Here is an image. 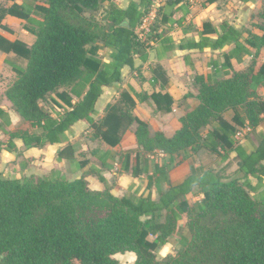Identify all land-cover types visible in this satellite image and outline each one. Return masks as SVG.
Here are the masks:
<instances>
[{"label":"trees","instance_id":"trees-1","mask_svg":"<svg viewBox=\"0 0 264 264\" xmlns=\"http://www.w3.org/2000/svg\"><path fill=\"white\" fill-rule=\"evenodd\" d=\"M104 1L109 0H43L35 5L32 16L20 5L9 8L26 20L35 40L28 44L1 39L6 45L0 46L3 50L26 61L12 66L15 78L6 90L23 120L7 133V148L14 150L15 137L26 147L57 142L79 119L88 121L103 141L115 146L121 124L125 122L123 131L136 120L137 162L140 154L156 150L180 155L207 146L222 160L235 151L238 168L229 176L190 162L189 174L180 183L168 182L158 200L147 194L115 196L108 187L94 190L84 177L17 179L0 173V264H117L113 256L126 251L135 253L134 264H264V198L250 195L264 178V134L250 152L234 140L236 126L246 122L254 126L264 118V99L257 90L264 87V63L254 71L252 59L244 70L215 81L196 76L199 104L179 118L181 127L171 137L161 132L150 135L147 124L131 115L133 104L127 111L108 105L97 124L91 114L101 87L119 81L121 68H134V55L142 56L152 46L137 38L135 27L154 0H131L125 9L110 3L98 18L93 13ZM5 14H0V20ZM159 14L158 10L149 40L155 39ZM258 16L263 33L247 40L256 48L253 56L264 46V0ZM223 29L222 42L240 34L228 25ZM104 47L111 49L109 62L98 55ZM51 93L61 111L40 103ZM73 96L78 99L74 101ZM152 97L160 109L171 110L173 100L168 94ZM231 108L243 113L235 112L233 124L222 118ZM158 167L154 165L153 174L163 177ZM250 176L257 179L256 185ZM200 194L197 203L189 201ZM174 236L180 237L181 246L157 259L158 246Z\"/></svg>","mask_w":264,"mask_h":264},{"label":"crops","instance_id":"crops-1","mask_svg":"<svg viewBox=\"0 0 264 264\" xmlns=\"http://www.w3.org/2000/svg\"><path fill=\"white\" fill-rule=\"evenodd\" d=\"M130 1L109 0L100 5L102 11L110 3L125 9ZM13 4L27 8L32 16L35 5L43 4V0H0V14L6 12L0 20L1 47L6 46L2 38L11 42L22 40L28 44L35 40L26 20L9 12ZM158 4L160 14L151 48L146 49L142 56L134 55V68L128 65L121 68L119 81L101 87L91 114L97 124L104 118L108 105L116 104L118 109L127 111L133 104L131 115L147 124L150 135L161 132L171 137L181 127L179 118L199 104L198 87L194 81L196 76H202L205 81H215L230 76L234 71L244 70L252 59L255 60L254 71L264 63V46L253 56L256 48L247 41L251 35L260 36L263 33L258 26L261 22L258 13L262 8V0H160ZM225 25L240 31V34H232L235 39L231 37V40L222 42ZM1 47L0 173L4 177H84L89 188L94 190L108 187L115 196L140 197L147 194L151 199L158 200L160 193L168 188V182L180 183L189 174L190 162L194 166L202 165L234 176L238 168L236 152L230 151L228 158L222 160L219 154L207 146L180 155H167L156 150L146 155L140 154L137 162L135 157L140 149L135 134L136 120L123 131L125 122L121 124L118 128L120 140L115 146L103 141L88 121L79 119L64 131L57 142L43 147H26L21 138L15 137L12 139L15 148L9 150L6 146L7 133L21 126L23 120L13 109L6 90L15 78L12 66L24 65L26 61L15 52ZM102 49L98 55L102 61L109 62L111 49ZM257 90L264 99V87L259 86ZM165 93L173 100L169 111L160 109L152 97V94ZM55 99L54 93H51L46 101L40 103L45 108L61 111L62 108L53 103ZM77 99L73 96L74 101ZM235 112L243 115L239 108H231L222 113V118L233 124ZM208 128L211 129L210 126ZM236 128L234 140L246 152H250L260 135L264 134V118L254 126L246 122L244 126ZM220 151L222 154L225 152L224 149ZM154 165L164 171L163 177L153 174ZM133 170L138 172L134 174ZM249 179L252 185H256L255 177L250 176ZM261 183L253 193L259 195L264 192V178ZM191 197L189 201L193 203L200 201L202 194ZM179 228L185 235L183 222L179 223ZM149 238L153 239V236ZM180 246V237H171L158 246L156 258L174 254ZM113 257L117 264H134L136 255L126 251L116 253Z\"/></svg>","mask_w":264,"mask_h":264},{"label":"built area","instance_id":"built-area-1","mask_svg":"<svg viewBox=\"0 0 264 264\" xmlns=\"http://www.w3.org/2000/svg\"><path fill=\"white\" fill-rule=\"evenodd\" d=\"M160 0H154L150 5L148 13L142 18L141 22L135 27V34L140 41L147 45H152L153 40L148 39L151 34V25L154 23L158 15V7ZM237 133V132H236Z\"/></svg>","mask_w":264,"mask_h":264},{"label":"rangeland","instance_id":"rangeland-1","mask_svg":"<svg viewBox=\"0 0 264 264\" xmlns=\"http://www.w3.org/2000/svg\"><path fill=\"white\" fill-rule=\"evenodd\" d=\"M101 13H102V5L99 6L98 10L95 11V13H93V15H95L96 17L100 18L101 16ZM102 49V48H101ZM103 50V49H102ZM103 53V51H101ZM208 159L210 160L211 158L208 157ZM224 174H226L224 172ZM51 179L53 178H65L64 175H59V177H50ZM250 195L254 198V199H263L264 198V192L263 193H260L259 195L253 193V191H250ZM192 197L190 196L189 197V200L191 199ZM193 203H197V201L193 202ZM181 229V228H180ZM74 264H78V262H74Z\"/></svg>","mask_w":264,"mask_h":264},{"label":"water","instance_id":"water-1","mask_svg":"<svg viewBox=\"0 0 264 264\" xmlns=\"http://www.w3.org/2000/svg\"><path fill=\"white\" fill-rule=\"evenodd\" d=\"M123 24H124V25H126L127 23H126V22H124Z\"/></svg>","mask_w":264,"mask_h":264}]
</instances>
